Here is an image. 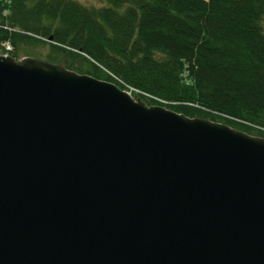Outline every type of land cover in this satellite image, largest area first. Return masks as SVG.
<instances>
[{
  "label": "water",
  "instance_id": "water-1",
  "mask_svg": "<svg viewBox=\"0 0 264 264\" xmlns=\"http://www.w3.org/2000/svg\"><path fill=\"white\" fill-rule=\"evenodd\" d=\"M0 264H264V136L0 53Z\"/></svg>",
  "mask_w": 264,
  "mask_h": 264
},
{
  "label": "trees",
  "instance_id": "trees-1",
  "mask_svg": "<svg viewBox=\"0 0 264 264\" xmlns=\"http://www.w3.org/2000/svg\"><path fill=\"white\" fill-rule=\"evenodd\" d=\"M106 1L0 0V52L9 41L15 58L40 55L264 136V0Z\"/></svg>",
  "mask_w": 264,
  "mask_h": 264
},
{
  "label": "rangeland",
  "instance_id": "rangeland-1",
  "mask_svg": "<svg viewBox=\"0 0 264 264\" xmlns=\"http://www.w3.org/2000/svg\"><path fill=\"white\" fill-rule=\"evenodd\" d=\"M80 2L87 4V5H95V6H100V5H105L107 4L106 0H79ZM38 52H40L42 49L37 46L34 47ZM30 55V54H29ZM36 56V55H33ZM40 56V55H39ZM43 57V56H42Z\"/></svg>",
  "mask_w": 264,
  "mask_h": 264
},
{
  "label": "built area",
  "instance_id": "built-area-1",
  "mask_svg": "<svg viewBox=\"0 0 264 264\" xmlns=\"http://www.w3.org/2000/svg\"><path fill=\"white\" fill-rule=\"evenodd\" d=\"M2 47H3V51H2V53H4V54H8V53L11 51V49H12V45L10 44L9 41L3 42V43H2ZM129 88H130L131 90H137V89H136L135 87H133V86H129Z\"/></svg>",
  "mask_w": 264,
  "mask_h": 264
},
{
  "label": "bare ground",
  "instance_id": "bare-ground-1",
  "mask_svg": "<svg viewBox=\"0 0 264 264\" xmlns=\"http://www.w3.org/2000/svg\"><path fill=\"white\" fill-rule=\"evenodd\" d=\"M14 47V46H13ZM12 54V53H11Z\"/></svg>",
  "mask_w": 264,
  "mask_h": 264
}]
</instances>
